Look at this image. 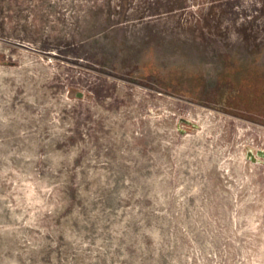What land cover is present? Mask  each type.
<instances>
[{"label":"rangeland","instance_id":"obj_1","mask_svg":"<svg viewBox=\"0 0 264 264\" xmlns=\"http://www.w3.org/2000/svg\"><path fill=\"white\" fill-rule=\"evenodd\" d=\"M257 149L264 0H0V264H264Z\"/></svg>","mask_w":264,"mask_h":264},{"label":"water","instance_id":"obj_2","mask_svg":"<svg viewBox=\"0 0 264 264\" xmlns=\"http://www.w3.org/2000/svg\"><path fill=\"white\" fill-rule=\"evenodd\" d=\"M246 155L248 158H250L251 160H254L255 159V156H254V153L252 150H249L247 149L246 151ZM255 155L258 156V157H263L264 156V150L263 149H257L255 151Z\"/></svg>","mask_w":264,"mask_h":264}]
</instances>
